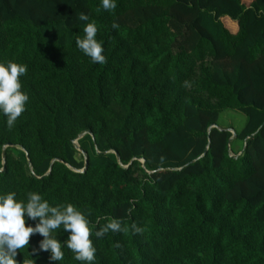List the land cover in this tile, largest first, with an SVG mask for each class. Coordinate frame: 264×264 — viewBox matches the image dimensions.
I'll return each mask as SVG.
<instances>
[{
	"label": "trees",
	"instance_id": "16d2710c",
	"mask_svg": "<svg viewBox=\"0 0 264 264\" xmlns=\"http://www.w3.org/2000/svg\"><path fill=\"white\" fill-rule=\"evenodd\" d=\"M115 4L0 0V62L26 66L28 96L11 128L0 114V193L84 213L92 264H264V0ZM80 13L102 64L75 45ZM228 110L242 131L220 128ZM112 219L121 229L96 237ZM51 234L63 258H28L83 264L62 226Z\"/></svg>",
	"mask_w": 264,
	"mask_h": 264
},
{
	"label": "clouds",
	"instance_id": "9594fccd",
	"mask_svg": "<svg viewBox=\"0 0 264 264\" xmlns=\"http://www.w3.org/2000/svg\"><path fill=\"white\" fill-rule=\"evenodd\" d=\"M104 10L115 8V0H100ZM79 21L86 22L83 35L75 41L76 47L93 63H104L103 47L96 39V26L87 22L88 16L78 15ZM116 27V25H113ZM26 66L11 60L0 62V114L6 118V126L11 128L17 118L25 110L28 96L22 92L19 77L26 73ZM27 220H38L35 227L26 226ZM62 226L68 233L63 246L70 249L76 261L92 264L95 248L92 246L89 232V220L86 215L77 210L71 203L51 206L37 192H28L24 200L17 199L16 193L9 191L0 193V264H35L32 258L37 251H50V260L59 261L63 258L62 243L51 233ZM135 231L141 229L133 225ZM121 229L119 220L112 219L95 233L101 237L109 230ZM40 234L44 237L39 249L28 251L30 236ZM27 249V257L23 251ZM18 251L23 253V260H16Z\"/></svg>",
	"mask_w": 264,
	"mask_h": 264
},
{
	"label": "rangeland",
	"instance_id": "374dc122",
	"mask_svg": "<svg viewBox=\"0 0 264 264\" xmlns=\"http://www.w3.org/2000/svg\"><path fill=\"white\" fill-rule=\"evenodd\" d=\"M247 123V117L244 113L228 110L225 111L220 118V128L226 129L227 127H233L237 131H242Z\"/></svg>",
	"mask_w": 264,
	"mask_h": 264
},
{
	"label": "water",
	"instance_id": "95a60500",
	"mask_svg": "<svg viewBox=\"0 0 264 264\" xmlns=\"http://www.w3.org/2000/svg\"><path fill=\"white\" fill-rule=\"evenodd\" d=\"M213 128H218L216 125H214V126H212L211 127V129H213ZM211 129L209 130V137H210V131H211ZM226 131H230L231 133H233V135H234V137H235V132L233 131V130H230V129H227ZM90 133V132H89ZM91 134V133H90ZM82 137V136H81ZM81 137H79V139L81 138ZM75 145H78V141L76 140L75 141ZM79 151H81L82 153H83V151L81 150V149H79ZM206 152H207V150H206ZM115 154L117 155V157H119L118 156V154L115 152ZM3 160H4V166H5V161H6V156H5V152H4V155H3ZM142 163L145 165V161L144 160H142ZM87 167H88V161L86 160V163H85V168H84V170L82 171V172H84L86 169H87ZM5 170V167H4V169H3V171Z\"/></svg>",
	"mask_w": 264,
	"mask_h": 264
}]
</instances>
